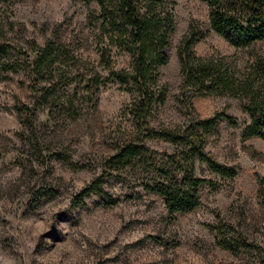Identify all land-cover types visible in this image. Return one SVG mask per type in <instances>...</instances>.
Returning a JSON list of instances; mask_svg holds the SVG:
<instances>
[{"label": "rangeland", "instance_id": "374dc122", "mask_svg": "<svg viewBox=\"0 0 264 264\" xmlns=\"http://www.w3.org/2000/svg\"><path fill=\"white\" fill-rule=\"evenodd\" d=\"M171 1L175 29L159 69L166 102L155 123L165 126L182 124L188 114L176 99L177 49L190 25L206 34L193 46L197 56L247 58L210 28L204 2ZM98 10L87 0H0V45L7 50L0 56V264H264V139L242 138L248 116L236 98L192 102L198 119L224 111L237 120L236 126L219 121L205 147L237 175L221 178L196 162L195 175L209 183L194 211L169 214L163 199L145 188L153 179L141 170L109 173L105 195L91 194L73 207L128 124L120 113L129 95L99 63ZM48 43L60 55L34 80L29 62ZM113 61L122 69L130 59L122 54ZM93 71L100 83L87 91ZM148 145L153 158L174 148L161 140ZM214 228L226 238L240 234L250 247L223 249Z\"/></svg>", "mask_w": 264, "mask_h": 264}, {"label": "trees", "instance_id": "16d2710c", "mask_svg": "<svg viewBox=\"0 0 264 264\" xmlns=\"http://www.w3.org/2000/svg\"><path fill=\"white\" fill-rule=\"evenodd\" d=\"M200 1L208 7L210 28L236 50L245 51L247 58L240 63L235 55L197 56L193 46L206 34L190 25L177 49L180 84L176 99L188 114L182 124L165 126L155 123L158 110L166 102L167 89L160 83L159 69L167 61V49L175 29L174 3L87 0L96 3L99 9L95 18L99 63L109 70L108 79L129 95L120 113L128 124L119 130L114 153L103 159L98 176L77 194L73 207L81 206L91 194L105 195L103 178L114 171L122 174L141 170L144 176L153 179L152 186H144L163 199L169 214L189 213L199 207L200 190L209 181L195 175L196 162L205 164L221 178H234L235 168L219 164L205 152V147L207 135L216 129L219 121L226 120L236 126L237 120L224 111L198 119L192 103L196 98H236L248 116L242 138L264 139V0ZM56 50L55 45L48 43L34 52L27 68L34 80H38L41 72L52 70L60 55ZM6 54V47L0 45V56ZM122 54L129 57V65L115 69L113 58ZM98 83L100 75L93 71L84 88L90 90ZM42 88L47 92L46 86ZM151 140L164 141L174 148L160 158H153L148 145ZM225 227L234 231L231 225ZM222 230L213 229L216 243L223 249L250 247L240 234L226 238Z\"/></svg>", "mask_w": 264, "mask_h": 264}]
</instances>
